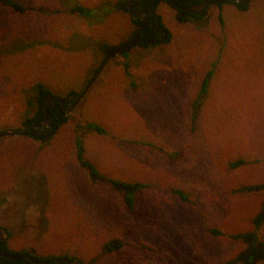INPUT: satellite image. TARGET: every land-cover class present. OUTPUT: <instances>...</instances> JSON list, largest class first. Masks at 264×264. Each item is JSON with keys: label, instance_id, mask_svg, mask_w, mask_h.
I'll return each instance as SVG.
<instances>
[{"label": "rangeland", "instance_id": "rangeland-1", "mask_svg": "<svg viewBox=\"0 0 264 264\" xmlns=\"http://www.w3.org/2000/svg\"><path fill=\"white\" fill-rule=\"evenodd\" d=\"M20 1L34 8L22 14L0 4V48L37 43L0 54V131L21 128L34 113L37 82L56 96L80 93L105 57L100 45L124 42L134 30L124 10L100 22L61 10L117 0ZM157 12L170 39L109 58L51 136L0 137V226L10 250L87 262L119 238L121 249L94 264H226L244 246L209 228H253L264 197L234 191L264 180V0L246 11L212 4L187 23L166 1ZM76 136L101 173L148 185L132 209L108 183L89 181L76 161ZM238 158L246 163L231 168ZM257 231L264 239V224Z\"/></svg>", "mask_w": 264, "mask_h": 264}, {"label": "trees", "instance_id": "trees-1", "mask_svg": "<svg viewBox=\"0 0 264 264\" xmlns=\"http://www.w3.org/2000/svg\"><path fill=\"white\" fill-rule=\"evenodd\" d=\"M129 1L132 2L133 0H129ZM163 1L168 2L167 0H138L135 3L134 7L139 11H145L149 15V17H152L157 20L159 19L160 28L167 29L161 20V16L157 12L159 4ZM173 1L176 2L178 5L189 6L192 4L200 3L203 0H173ZM251 1L252 0H247V1L242 0L240 2H236L234 0H227L226 2L234 4L237 7V9L240 11H246L249 9ZM222 3L224 2H217L216 5L220 6ZM0 4L6 7H9L14 12L22 13V14L27 13L31 11V9L34 8L30 4H27L24 1H20V0H0ZM173 8L175 9V12H176L175 17L177 21L182 22V23H185V22L187 23L191 21L192 19H201V17L205 14L206 9H207L206 8L203 13L192 14L178 7L173 6ZM113 9L127 11L126 1L117 0L113 4L103 1V2L98 3L94 7H88V6L79 4V3H73V4L66 3L61 8V10L68 11L70 13H77L78 15L88 18L89 20L93 22H100ZM131 20L134 24V30L132 32V35H133L138 29L141 28L142 17L133 18L131 16ZM132 35L130 37H132ZM141 36L149 40H158L161 37V36L159 37V34L157 30L155 29V27L150 26L149 24L147 25V27L145 28ZM169 39H170V32L167 29V37L161 43L167 42ZM34 43H37V42L31 43V42H25L24 40H19L13 44H5L0 48V54H3L4 52L20 51L22 49H26L32 46ZM139 45L143 47L149 46L146 42H141ZM100 46L105 55L104 49L108 47L109 45L101 44ZM212 74H213L212 69L208 70L205 73V76L203 77V80L201 82L200 90L196 98L192 102V108H193V115L191 117L192 124H194V121L196 120V111H197L196 109L198 108L201 102V96L207 91L208 83H209V80ZM33 89L35 91V94L32 98L33 102L30 101V104H33V106L35 107L34 113L32 115L26 114L24 119L22 120V127L16 130L27 132L29 129L32 128L35 122L40 123L44 119V109H43V105L45 102L44 97L46 96V94H52V93L41 82L35 83ZM78 94L79 93H75L72 91L71 95H74V96L71 98V100L73 101L74 97L77 96ZM65 113H66L65 109L59 104V102H56L55 104H53L52 107L49 109V124L51 126V130L53 131V133L57 131L65 121H67L68 116ZM85 127L88 129L97 131V132L104 131L103 128L99 124L93 123V122L87 123ZM75 157H76V161L79 167L87 174L89 181L93 185L97 184L98 182L108 183L110 190L118 194L122 198L124 204L130 209L134 207L135 197L137 193L148 186L146 183H143V182L120 180L115 177L108 176L104 173H101L97 169V167L94 165V163L86 157L83 142L81 138H79L78 136L75 137ZM245 163H246L245 159L238 158L230 162V167L237 168ZM234 191L239 192V193H253V192H263L264 193V180L262 182L238 185L234 188ZM172 192L176 194L182 201L188 200L187 193L184 192L182 189L172 188ZM251 222H252L253 228L248 229V230L237 231V232L226 233L215 227L209 228V232L212 233L214 236L227 235L232 240L240 241L244 244L242 249H240L233 257L226 260V264H261L264 262V239H262L259 236V233L257 231V229L264 224V197H263L260 209L253 216ZM122 246H123V242L119 238L109 239L103 242V244L100 247L99 252L94 257H92L87 262H84L79 259L78 264H94L102 256L115 253L119 249H121ZM0 250L7 251V252H14L7 247L5 240H0ZM25 252H29V251L24 249L23 251H18L14 253L23 254ZM33 256L39 260H44V261L51 260L54 257L69 258L70 260L75 259V258L68 257L66 255L64 256L33 255ZM44 261L34 262L33 264H56L54 261H49V262H44ZM0 264H31V262L29 259H22L20 261H15V260L10 259L9 257L0 256ZM58 264H69V263L65 261H60Z\"/></svg>", "mask_w": 264, "mask_h": 264}, {"label": "water", "instance_id": "water-1", "mask_svg": "<svg viewBox=\"0 0 264 264\" xmlns=\"http://www.w3.org/2000/svg\"><path fill=\"white\" fill-rule=\"evenodd\" d=\"M172 6L178 7L182 10H185L186 12L192 13V14H200L205 11V9L212 4H216L217 2H226L227 0H203L200 3L192 4L189 6H184V5H178L176 2L173 0H167ZM236 2H240L242 0H234ZM247 1V0H243ZM137 2V0H134L133 2H128L127 6V11L133 18L137 17H143V26L141 28L144 29L147 25V21L149 19V15L145 11H139L134 7V4ZM155 29L159 32L162 33L161 37L158 40H149L147 38L141 37L139 30L130 40L123 44H117V45H109L108 47L105 48V58L103 61L100 63V65L97 67L96 71L94 72L92 78L89 80L87 83L86 87L77 95L74 97L73 102L68 106V108L65 109V114L67 115L70 109L72 108L73 105H75L85 94L86 90L90 87L91 83L97 76V74L100 72V70L103 68V66L106 64L107 60L111 57H115L117 55H121L123 53L129 52L132 48H134L138 43L141 42H146L148 45H157L163 42L166 37H167V29L165 28H160V20H157V24L154 25ZM51 94H47L45 96V102L43 105L44 109V119L43 123L48 126L49 124V109L52 107L51 102L49 101ZM55 101L64 103L66 101L65 97L61 96H56ZM53 134V131L50 133V135ZM14 135H31L34 136L32 132H26V131H19V130H1L0 131V137L3 136H14ZM8 236V231L0 227V240H5ZM0 256H6L9 257L12 260L15 261H20L22 259H29L31 264L34 262H43L44 260H39L35 258L31 253L25 252L23 254H16L14 252H7V251H2L0 250ZM49 261H54L56 264H58L60 261H65L68 262L69 264H78L79 259L75 258L74 260H70L69 258H59V257H54L51 260H46L44 262H49Z\"/></svg>", "mask_w": 264, "mask_h": 264}, {"label": "flooded vegetation", "instance_id": "flooded-vegetation-1", "mask_svg": "<svg viewBox=\"0 0 264 264\" xmlns=\"http://www.w3.org/2000/svg\"><path fill=\"white\" fill-rule=\"evenodd\" d=\"M124 1H126V3H127V6H128V2H131V1H129V0H124ZM134 1V0H133ZM132 1V2H133ZM138 1V0H137ZM135 5V4H134ZM137 18H139V17H137ZM143 17H142V20H141V22H142V24H143ZM150 25V26H154V25H156L157 24V19H154V18H152V17H149V19H148V21H147V25ZM147 25H146V27H147ZM143 26V25H142ZM142 26H141V28H142ZM145 27V28H146ZM141 28L140 29H138L133 35H132V37L139 31V30H141ZM145 28L144 29H142L141 30V32H140V36L142 35V33H143V31L145 30ZM158 32V34H159V37L162 35V33L161 32H159V31H157ZM132 37H130L128 40H130ZM142 37V36H141ZM128 40H126V41H124V42H121V43H119V44H123V43H125V42H127ZM140 43H138L136 46H140L139 45ZM135 46V47H136ZM133 49V48H132ZM131 49V50H132ZM130 50V51H131ZM104 51H105V49H104ZM129 51V52H130ZM128 53V52H127ZM127 53H123V54H121V55H124V54H127ZM105 58V57H104ZM47 95V94H46ZM55 97H56V95H53V94H51V96H50V99H49V101L51 102V104L53 105V104H55L57 101H55ZM65 99H66V101L64 102V103H60L59 102V104L64 108V109H66V108H68V106L73 102L71 99H69L68 97H65ZM44 100H45V97H44ZM28 132H32L33 134H34V136L33 137H35V138H37V139H41V140H45L46 138H48V136L50 135V133L52 132V130H51V126H50V124H48V126L47 125H45L44 123H43V121L42 122H40V123H34L33 124V126H32V128L31 129H29L28 130Z\"/></svg>", "mask_w": 264, "mask_h": 264}]
</instances>
